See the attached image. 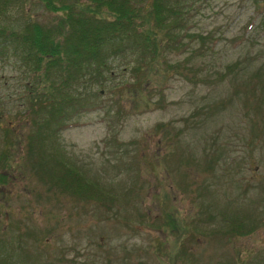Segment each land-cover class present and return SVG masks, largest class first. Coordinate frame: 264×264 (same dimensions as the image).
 Wrapping results in <instances>:
<instances>
[{
    "label": "rangeland",
    "instance_id": "obj_1",
    "mask_svg": "<svg viewBox=\"0 0 264 264\" xmlns=\"http://www.w3.org/2000/svg\"><path fill=\"white\" fill-rule=\"evenodd\" d=\"M180 2L188 30L215 41L202 47L191 39L185 50L166 51L153 62L164 77L148 69L133 82L132 55L117 56L102 85L75 89L79 111L51 137L57 159L101 188L98 200L29 168L34 75L11 39L0 47V149L9 148V165L0 168V257L11 264H264V109L254 115L242 100L245 76L260 63L264 72V25L252 43L251 0ZM56 18L39 0H0L7 32ZM125 82L147 97L146 109ZM165 211L178 220L174 229L161 224ZM235 218L243 232L222 234Z\"/></svg>",
    "mask_w": 264,
    "mask_h": 264
},
{
    "label": "trees",
    "instance_id": "obj_2",
    "mask_svg": "<svg viewBox=\"0 0 264 264\" xmlns=\"http://www.w3.org/2000/svg\"><path fill=\"white\" fill-rule=\"evenodd\" d=\"M39 1L45 9L56 13L55 20L48 23L35 19L26 20L19 30L9 32L0 25V47L11 39L15 45L13 48L20 50L22 62L34 75L31 85H28L30 94L27 100L31 112L36 114L33 122L35 128L26 135V161L33 171H48L49 180L63 191L78 198L98 200L101 198L98 184L88 179L75 166L63 164L61 158L57 159V151L51 141L52 135L61 129L62 124L64 126L65 121L79 111L81 94L75 89L87 84L102 85L111 71L113 60L124 53L132 55L130 69L135 78L131 82L135 81L137 73L142 74L148 69H154L156 75L164 77L153 62L166 51L185 50L191 39H197L205 47L206 41L214 42L215 38L209 32L206 34L188 30L187 10L183 8L180 0ZM251 3L256 23L248 36L253 43V33L259 32L261 25H264V0H251ZM7 33L11 37H7ZM183 37L187 39L183 40ZM239 62L238 59L229 64ZM227 69L229 66L219 74V78L228 73ZM263 74V65L260 63L244 79L250 87L242 97L243 104L254 115H262V108L264 109ZM144 77L146 80V76ZM123 85L130 92L138 91L137 96L142 100V103L137 101L140 108L148 107L147 97L138 87L129 82ZM65 86L70 92L64 91ZM254 121L250 119L252 135L257 131ZM6 146L7 144L0 149L2 170L9 165V148ZM5 178V172L0 171V180ZM220 218L227 223L229 216L221 213ZM177 221L171 211L162 213L161 224L169 229L177 227ZM228 225L229 228L222 229V234L228 236L243 232L239 227L240 219H231ZM246 227L244 230L248 232L251 226ZM188 230V226H181V233L176 232V237H181ZM58 259L65 261V258ZM7 260V254L0 257L1 264H11Z\"/></svg>",
    "mask_w": 264,
    "mask_h": 264
}]
</instances>
